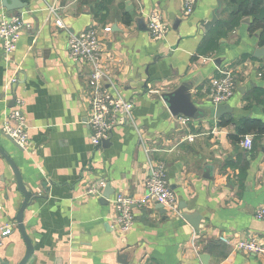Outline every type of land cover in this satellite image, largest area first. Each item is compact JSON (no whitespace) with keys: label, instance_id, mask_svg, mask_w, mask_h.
<instances>
[{"label":"crops","instance_id":"0c3cea01","mask_svg":"<svg viewBox=\"0 0 264 264\" xmlns=\"http://www.w3.org/2000/svg\"><path fill=\"white\" fill-rule=\"evenodd\" d=\"M17 1L21 9L14 12L0 6V19L19 17L25 25L9 59L0 46V147L31 194L22 222L33 249L26 264H264L262 256L234 250L242 239L264 246V220L254 216L264 205V55L254 53L264 45L249 31L250 18L220 38L213 52L198 55L230 14L224 0L208 31L217 0H196L190 15L181 0ZM152 10L166 25L161 40L146 27ZM89 30L98 37L111 91L134 103L132 122L98 148L85 123L92 67L68 53L70 38ZM218 71L232 74L235 89L225 103L230 111L216 118L207 89ZM183 85L199 115L187 125L179 119L188 117L171 114L161 98ZM18 101L28 133L21 150L2 132L5 123L17 127L10 115ZM246 135L255 136L250 151L240 147ZM156 161L165 163L173 195L174 209L165 214L155 198L144 199ZM105 186L111 195L102 202ZM91 187L101 195H88ZM117 195L134 201L126 233L115 222ZM23 200L0 155V230L12 229L0 264H18L25 255L15 221ZM183 213L200 215L197 229Z\"/></svg>","mask_w":264,"mask_h":264},{"label":"built area","instance_id":"2783aa9c","mask_svg":"<svg viewBox=\"0 0 264 264\" xmlns=\"http://www.w3.org/2000/svg\"><path fill=\"white\" fill-rule=\"evenodd\" d=\"M185 15H190L196 5V0H181ZM57 24L60 23L57 21ZM25 25L21 18L15 17L0 19V46L2 55L9 59L17 47L21 31ZM146 27L154 40H161L166 34V25L161 15L156 10L150 11L146 16ZM104 31L109 32L110 28ZM69 58L72 61L89 64L92 69L86 80L88 90V113L85 123L90 129V142L95 148L101 146L102 141L109 140L114 129L130 124L134 103L125 99L118 93L111 91L107 75L103 69L102 56L99 47L98 37L92 30L80 36H72L68 41ZM14 81H11L13 83ZM235 89V81L229 72L218 71V75L213 77L208 84V95L212 103L222 105L232 97ZM22 102L18 101L12 111L10 118L17 122V127H11L5 123L2 132L11 137L22 149L28 144V133L24 127L22 116ZM179 121L187 125L189 118L181 117ZM253 137L244 136L240 142V147L246 151L252 149ZM144 199L155 198L165 209H174L173 195L169 188L166 177V166L164 162L156 161L151 174L144 181ZM88 195L100 196L101 189L91 187L87 191ZM114 210L116 213L115 222L122 233L128 232L133 223L132 205L134 201L126 196L117 195L114 198ZM1 210V206H0ZM255 218L264 220V205L255 211ZM12 229L7 225L0 230V247L3 239L11 233ZM222 242L229 243L228 239L221 237ZM234 250L250 255L264 257V246L254 239H242L234 243Z\"/></svg>","mask_w":264,"mask_h":264},{"label":"water","instance_id":"95a60500","mask_svg":"<svg viewBox=\"0 0 264 264\" xmlns=\"http://www.w3.org/2000/svg\"><path fill=\"white\" fill-rule=\"evenodd\" d=\"M20 4L21 3H19L17 0H0V6L2 8H4L7 12H14L16 10H20L21 9ZM222 4H223V0H217V4H216V8H215L214 13H213L212 20L209 21L208 23H206L204 26L206 31H208L219 20L220 15L222 13ZM241 21L243 23L249 22V20L247 18L242 19ZM137 23L140 25V28L145 29L144 21L142 18L137 19ZM263 55H264V48H259V49L255 50L254 57L258 58V57H262ZM216 65L219 66L218 61H216ZM186 87H187L186 85H183L174 93L172 92V93H166V94L161 95V98L164 101V103L167 105L171 114H173V115L183 114L184 116H186L188 118L197 119L199 117L198 112L193 109L191 103L188 100V96L185 95ZM15 99L16 98L13 96L10 106H12L14 104ZM228 111H230V109H229V106L227 104L216 105L214 115L216 118H218V117H220V115L222 113H226ZM3 135L17 149H19V150L22 149L7 134L3 133ZM107 142H108V140H104V141H102V144L104 145ZM0 155L10 165V167L13 171V174H14L17 190L24 197L23 203H22L21 207L19 208L17 215L15 217V221H16L17 229H18V231H19V233H20V235H21V237L25 243V247H26L25 255L18 264H26V262L28 261V259L30 258L31 254H32L33 249H32L31 242L25 233L24 226H23L22 222H23L24 210L30 202L31 194L25 189L24 184L22 182V177H21L20 172H19L18 168L16 167L15 163L10 159V157L3 151V149L1 147H0ZM108 188H109L108 186H105V188H104V192L102 193V196H101L102 202H105V200H107L109 198V196L111 195L110 189H108ZM155 203H156L155 208L159 211L160 214H165L167 212L166 209L164 208V206L162 204H160L156 199H155ZM181 217L185 221H187L194 229L198 228V223L200 221V215L198 213H192V214L183 213L181 215Z\"/></svg>","mask_w":264,"mask_h":264},{"label":"trees","instance_id":"16d2710c","mask_svg":"<svg viewBox=\"0 0 264 264\" xmlns=\"http://www.w3.org/2000/svg\"><path fill=\"white\" fill-rule=\"evenodd\" d=\"M224 1L226 2L227 9L230 10V14L227 18L220 19L216 27L210 31L204 45L197 50L198 55H206L213 52L218 46L219 39L238 27L243 18H250L249 31L251 33H259V45H264V0ZM255 134L256 136H260L258 133ZM254 139L255 136L253 137Z\"/></svg>","mask_w":264,"mask_h":264}]
</instances>
